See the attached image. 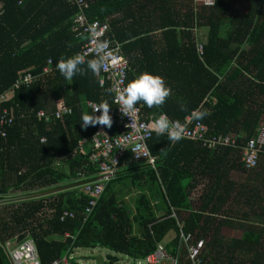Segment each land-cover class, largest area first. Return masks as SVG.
I'll use <instances>...</instances> for the list:
<instances>
[{
	"label": "trees",
	"instance_id": "obj_1",
	"mask_svg": "<svg viewBox=\"0 0 264 264\" xmlns=\"http://www.w3.org/2000/svg\"><path fill=\"white\" fill-rule=\"evenodd\" d=\"M1 1L0 94L19 72L38 73L47 58L55 65L75 55L86 41L85 35L70 30L77 8L67 0ZM231 1L196 7L185 0H87V17L108 18L105 38L118 42L128 58L125 83L147 71L163 77L170 88L163 105L149 108L138 101L143 115L164 112L183 121L193 110L200 111L208 135L235 133L238 146L210 149L195 140L173 142L166 134L152 132L147 147L155 157L153 165L125 151L116 175L83 220L87 196L77 185L93 178L97 166L89 159V147L84 145L82 152L77 147L98 124L82 129L79 118L91 112L86 100L113 109V95L109 83L100 85L86 65L71 80L53 68L41 79L14 88L12 96L0 102V108L13 106L14 111L0 140V199L10 191L57 189L0 202V264H11L4 241L25 238L32 239L43 264L78 247H103L135 261L157 245L175 264H192L186 247L179 244L180 232L191 233L192 243L204 240L199 255L203 264H264V222H248L252 213L264 215V160L250 169L240 162L241 145L256 135L264 117V0H246L243 17L231 14ZM202 25L208 29L199 52L195 29ZM58 99L71 112L51 117ZM39 110L49 119H38ZM115 120L112 116L107 126L111 133L123 130ZM237 168L244 172L242 182L229 176ZM202 180L203 191L193 198ZM130 193L132 205L124 199ZM63 210L75 216L61 220ZM222 227L245 233L227 240L220 234ZM170 232L173 236L167 238ZM107 257L117 260L116 255ZM69 264L75 260L70 258Z\"/></svg>",
	"mask_w": 264,
	"mask_h": 264
},
{
	"label": "built area",
	"instance_id": "obj_2",
	"mask_svg": "<svg viewBox=\"0 0 264 264\" xmlns=\"http://www.w3.org/2000/svg\"><path fill=\"white\" fill-rule=\"evenodd\" d=\"M70 4L76 6L77 11L74 14L70 30L76 35H85L86 41L80 46L76 54L86 57L88 55L93 58L98 55L96 50L97 41L103 42L104 51V68L96 73L99 78V84L103 85L108 82L112 92V101L114 108L108 109L110 118L115 117V123L123 128L118 133H111L104 125L98 124L97 129L88 138L79 140L77 150L82 152L83 146L86 145L91 149L89 154L90 161L97 166V172L93 178L77 185L78 192L86 195V204L83 207V220L91 212L93 206L100 197L105 183L116 175L118 165L121 157L125 151L129 150L134 160L145 161L153 165L155 157L150 154L147 141L150 138L152 131L151 125L153 119L158 115H143L140 105L135 104L130 113L123 114L119 110L117 92L126 84V71L128 69V58L125 56L120 48L118 42L106 39V33L109 30V20L104 19H89L86 15L85 8L87 7V0H67ZM214 0H203V4L211 6ZM3 12L2 1H0V14ZM201 42H198L197 50L201 51ZM75 54V55H76ZM51 61V63H50ZM54 64L51 58H47L46 62L38 73H32L24 70L18 73L12 85L0 94V102L6 101L9 93L13 92L14 88L20 85H29L32 82L41 79L44 75L53 70ZM104 102H96L86 100L85 105L91 111L99 104ZM71 112V108L63 101L56 102L55 110L51 117L60 118ZM161 113V112H160ZM159 113V114H160ZM164 113V112H163ZM165 114V113H164ZM99 115V110L93 113ZM167 115V114H166ZM168 116V115H167ZM38 119L48 120L50 115L44 113L43 110L36 112ZM178 121L181 126V138L195 140L201 143L206 148H216L221 146L237 147V134H223L213 133L208 135V128L201 120H194L191 115H187L183 121ZM14 111L13 106H2L0 108V140L6 137L7 128L13 122ZM45 138L41 137L40 141ZM264 145V117H262L256 127V135L248 138L241 145L240 162L245 169L254 168L258 165L260 159V152ZM240 146V145H239ZM76 151L73 150L72 154ZM57 164V163H56ZM77 180V179H76ZM192 195L197 197L198 190L194 188ZM72 211L63 210L60 219L64 217H74ZM193 235L191 233L179 234V244L184 245L187 250V256L192 264H203L202 258L199 256L204 247V240L202 238L196 240L194 243ZM3 248L7 254L11 264H19L21 261L25 264H43L38 258L35 245L30 238H25L20 241H11L7 239L3 243ZM70 255L65 254L60 258L51 260L46 264H69ZM146 261L149 264H165V261H170L169 264H175V260L170 258L165 249L161 245L153 253L143 259L137 260Z\"/></svg>",
	"mask_w": 264,
	"mask_h": 264
},
{
	"label": "clouds",
	"instance_id": "obj_3",
	"mask_svg": "<svg viewBox=\"0 0 264 264\" xmlns=\"http://www.w3.org/2000/svg\"><path fill=\"white\" fill-rule=\"evenodd\" d=\"M103 47V42L97 41L96 50L98 55L96 57L85 60L84 57L76 54L56 61L54 67L59 71L61 76L68 80H71L74 75L82 74L83 69L81 65H86L87 69L93 74L98 73L105 66ZM169 94L170 88L166 85L163 77L147 71H141L134 75L116 95L118 97L120 112L127 114L133 110L134 105L138 101L143 102L149 108L163 105ZM108 109L109 105L107 103H101L91 112L82 113L79 118L80 127L83 129L89 125L94 126L96 124H101L105 127L110 126L111 118ZM97 110H99V115H93ZM203 115L204 113L193 110L191 118L199 120ZM151 131L158 136L166 134L168 140L173 142L181 139V126L179 122L170 120L163 112L153 119Z\"/></svg>",
	"mask_w": 264,
	"mask_h": 264
},
{
	"label": "rangeland",
	"instance_id": "obj_4",
	"mask_svg": "<svg viewBox=\"0 0 264 264\" xmlns=\"http://www.w3.org/2000/svg\"><path fill=\"white\" fill-rule=\"evenodd\" d=\"M185 1L188 3H189V1L190 2L192 1L196 7H200L201 5H204L203 0H185ZM247 6H248V4H247L246 0H232L231 1V14L235 15L236 17H243V15L246 13ZM207 29H208V27L206 25H202V26L197 27V29L195 31H197L199 34H197L196 32L195 33H196L198 42H202L205 39L204 36H206V34H207ZM243 47H245V46H243ZM263 160H264V156L260 155L259 163L263 162ZM230 176L237 178V179H241L242 177H244V172L240 168L233 169L230 171ZM199 183H200V185L203 186V184L205 183V180H202ZM38 191H40V190H38ZM38 191H30V192H23V191H18V190L10 191L9 193H7L6 197H8L12 201L35 198V197H26L25 194L38 192ZM54 192L55 191H51V192L44 193L42 195H48V194L54 193ZM132 195L133 194L130 193L129 195H127L124 198L125 201L127 202V204H129V205H132ZM31 196L37 197V195H31ZM193 198H196V196L193 195ZM248 221H249V223H253L255 226L258 223L264 222V215H261L258 213H252V214H250ZM227 228L228 227H222L221 228V232H222L224 237L239 236V234L236 232V230H231L230 228H228V229ZM171 236H173V232H170L167 235V238H170ZM103 250H106V249L103 248ZM106 251H108V250H106ZM108 252L111 254H115V253L110 252V251H108ZM121 256H122V259L119 260L120 264H149L148 262H146L144 260L137 262V260L133 261L128 256H124V255H121ZM78 258L80 259V257H78ZM101 258L102 259L105 258L102 250H101V252H95L94 253V258L91 262H89V264H103V261L101 260ZM80 262H82V261L80 260ZM164 263L169 264L170 261L167 260ZM19 264H25V263L21 261Z\"/></svg>",
	"mask_w": 264,
	"mask_h": 264
},
{
	"label": "crops",
	"instance_id": "obj_5",
	"mask_svg": "<svg viewBox=\"0 0 264 264\" xmlns=\"http://www.w3.org/2000/svg\"><path fill=\"white\" fill-rule=\"evenodd\" d=\"M1 1V0H0ZM197 29V28H196ZM195 29V30H196ZM197 34H199L197 31H195ZM204 37H206V36H204ZM205 40V39H204ZM203 40V41H204ZM202 41V42H203ZM12 93L13 92H11V93H9V95H8V97H11L12 96ZM58 100H61V101H63L62 99H58ZM58 100H56L55 101V107H56V102L58 101ZM64 102V101H63ZM65 103V102H64ZM54 110H55V108H54ZM241 135H244V133H241ZM229 176H230V172H229ZM232 179H234L236 182H242L243 181V177L241 178V179H237V178H234V177H232V176H230ZM75 186V185H74ZM203 186H204V184H203ZM203 186L202 185H200V183H198L197 184V186L195 187V189H197L198 190V193H201L202 191H203ZM41 196H43V195H41ZM39 197V196H38ZM249 222V221H248ZM228 228H230V227H228ZM227 228V229H228ZM231 230H236V232L239 234V236H228V237H226V239L227 240H233V239H237V238H240V237H242V235L245 233V232H243L242 230H238V228H230ZM220 234L221 235H223L222 234V232L220 231ZM99 248V249H98ZM104 249H106V250H108L107 248H104ZM101 250H102V252L104 253V256H105V258H101V260L103 261V264H120L119 263V260L120 259H122V256H121V254H119V253H115V252H113V253H115V254H111V253H109L108 251H110V250H108V251H106V250H103V247H95V248H85V247H78V248H74L73 249V251L71 252V253H69V255H70V257L72 258V259H74L75 260V263L76 264H89V262H91L92 260H93V258H94V253L95 252H101ZM110 252H112V251H110ZM116 255L117 256V260H115V261H111V260H109L108 259V255ZM65 255V254H64ZM78 257H80V259L78 258ZM80 260L82 261V262H80Z\"/></svg>",
	"mask_w": 264,
	"mask_h": 264
},
{
	"label": "water",
	"instance_id": "obj_6",
	"mask_svg": "<svg viewBox=\"0 0 264 264\" xmlns=\"http://www.w3.org/2000/svg\"><path fill=\"white\" fill-rule=\"evenodd\" d=\"M73 185H76V183H73ZM51 191H55L56 192L57 189L55 190L54 188H52V189H49V190L28 193V194H25V195H26V197H36V196H31V195H37V197H38V196H41L44 193L51 192ZM8 200H10V199L8 197H5V198H1L0 202H5V201H8Z\"/></svg>",
	"mask_w": 264,
	"mask_h": 264
}]
</instances>
